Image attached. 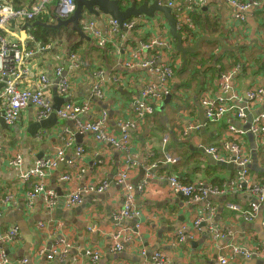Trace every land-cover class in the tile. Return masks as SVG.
Wrapping results in <instances>:
<instances>
[{
  "label": "crops",
  "instance_id": "0c3cea01",
  "mask_svg": "<svg viewBox=\"0 0 264 264\" xmlns=\"http://www.w3.org/2000/svg\"><path fill=\"white\" fill-rule=\"evenodd\" d=\"M17 1L19 2L15 5L22 6L31 5L38 0ZM127 1L130 5L134 1L143 2V0ZM161 1L165 5L175 2L176 7L174 6L173 11L177 13L178 8H181L183 12L176 15L181 20V24L185 23L186 17L190 14L186 15L184 11V0ZM233 9L227 0H212L207 6L199 7L192 12L198 32L193 41L183 40L184 46L192 47L202 36L207 35L221 38L231 48H225L217 40L203 41L196 52L188 53L189 67L186 71L183 70V63L180 60L183 57L177 51L176 39L171 35L164 15L158 12L157 17L153 19L141 16L153 25L147 30L150 35L158 33L163 27L165 31L168 30V36L174 44L169 53L174 58V64H177L176 69L181 73V77L178 78L174 69V77L169 83L170 102L179 103L181 95L184 96L188 91L187 87L190 85L187 78L192 71L195 73V78L191 86V99L187 103L189 104L187 108L182 107L179 114L170 111V102L164 104L163 101L167 97L162 102L153 104V112L149 114L147 120L137 130H130L131 143L127 149H119L108 142H99L92 132H87L80 143L87 149L86 159L89 170L86 178L96 184L107 179L110 181V186L103 192L86 194L80 205L71 209L64 207L67 185L58 183L57 178L67 170L65 164H61L48 178L49 187L57 190L60 197V204L58 202L52 210L45 207L42 195L29 210L24 196L32 189V184L20 179V174L32 169L40 156L53 155L66 144L58 135V132L67 126L65 123L41 129L37 139L34 140L28 131V126L31 121L39 120L36 118V110L29 108L22 112L14 125L5 131L0 128L3 134L2 141L6 146L5 153L0 157V200L9 190L19 199L18 205L11 203L3 208L0 228L16 225L17 219H22L27 224V232L20 230L21 241L17 247L10 249L14 255L13 259L7 254V259L12 264H20L22 255L29 252L32 253L31 264H142L144 260L151 258L148 252L153 255L157 251L172 255L176 264H215L220 255L231 257L237 246L251 248L264 246L262 237L264 211L261 220L258 216L252 222L243 220L238 211L240 208L248 207L251 202L248 194L252 195V193L248 189L210 196L203 202L190 205L183 196L172 191L169 179L171 176H176L185 184L204 187L208 185L223 187L228 182V186H231L239 170L213 164L200 149L206 144H213L220 146L224 152L223 141L234 137L228 130V124L245 127L249 122V116L256 117L264 107V97L249 105L248 122L229 114L219 124H211L207 119L204 124L201 123V113L204 109L205 116V108L200 97L206 91H210L212 95L220 92L221 73H235L232 75L233 90L231 89L227 94L228 97L234 98V103L246 100L247 93L253 87L264 88V5L258 9L248 10L246 23H242L239 27L234 24L236 21L233 17L235 14ZM201 10L208 18L204 25H199L195 19V15ZM85 14L95 18L99 24L110 18L106 15L97 17L87 11ZM17 27L14 25L9 27L14 33L10 36L15 39L17 37L26 39V34L21 33L22 27ZM138 37L142 38L141 34ZM128 40L136 43L137 37L129 36ZM88 41L89 43L82 44L78 49L83 66L79 70L70 71L72 87L66 96L59 95L53 71L58 64H63L66 71H69L67 63L70 48L65 41L56 43L54 48L35 56L29 85L35 87L39 74L47 73L52 82L49 93L53 102L56 96L75 102L91 101V110L85 115L86 119L100 118L101 112L106 110L108 130L119 137L121 129L116 125L117 120L124 118L130 120L134 116L131 106L132 96L140 93V88L152 76L146 71L133 69L131 71L125 68L122 64L123 60L114 56L107 48L97 46L93 40ZM204 43L214 46L207 45L204 48ZM109 47L112 48V45ZM200 50L204 55L199 56ZM190 55L193 56L190 58ZM238 65L241 67L238 68ZM96 73H101L107 83L106 97L100 100L95 99L92 92ZM118 74L132 76L134 83L125 82L119 85L113 82V76ZM156 111H159V114H156ZM72 124L71 128H74V123L71 122ZM241 141L246 151L252 154V160L256 159L258 166L264 169V139L254 135L249 136L247 133L241 137ZM76 145L79 144L74 140L73 146ZM17 152L24 155V162L20 168L9 165V158ZM129 152L132 153L130 166L134 160L137 162L129 174L128 182L134 189L136 204L145 219V223L140 228L143 239L138 242L137 234L134 232L136 218L133 220L125 218L120 223L122 228L130 229L129 236L127 240H123V250L115 252L111 235L120 226L116 225L118 221L114 218V214H118L123 207V193L126 189V186L117 183L116 179L127 163L126 157ZM152 152H155V155L151 156ZM168 154L176 158V161H168ZM250 172L254 181L264 182V172H256L253 168H250ZM208 203L217 212V216L214 217L215 222L224 229L223 234L218 236L216 231L210 228L214 219L198 218L197 213L203 211ZM231 205L235 208H229ZM181 216H184L182 221ZM198 220L199 224H197ZM40 222L48 227L37 229ZM171 227H175L174 231L168 230ZM163 228L165 230L160 237L159 231ZM179 230H184L187 238L181 244L177 242L175 236ZM60 235L73 239L74 247L69 252L70 256L67 255L63 260L48 261L39 254L36 255L37 247H48L51 241ZM144 248L145 256L142 254ZM3 249L6 250L5 247H1L0 252ZM88 249L99 250L98 262L91 261L86 254ZM120 254H123V257L119 256ZM253 259L264 263V250L259 256L255 255L249 259L237 255L230 260V264H252Z\"/></svg>",
  "mask_w": 264,
  "mask_h": 264
},
{
  "label": "built area",
  "instance_id": "2783aa9c",
  "mask_svg": "<svg viewBox=\"0 0 264 264\" xmlns=\"http://www.w3.org/2000/svg\"><path fill=\"white\" fill-rule=\"evenodd\" d=\"M15 1L0 0V83H4V86L0 89V115L4 112L5 121L12 126L19 120L23 111L34 108L37 120L48 118L52 113H56L58 118L75 124L74 129L65 126L58 132L59 137L66 142L63 147L59 148L53 155L38 159L32 169L20 174L22 181L31 182L32 184V189L27 191L24 196L26 207L31 210L37 198L42 195L45 207L48 210H52L58 205L60 197L57 190L49 187L48 178L61 164H65L67 170L58 176L57 182L67 185L64 207L71 209L80 205L86 194L92 192L100 193L110 186V181L107 179L101 180L98 184L87 180L86 175L89 170L86 159L87 149L81 144L73 146L75 132H92L95 139L99 142H108L119 149H127L131 143L130 130H137L147 120L149 114L153 112V104L162 102L170 94L169 83L173 79L175 72L173 68L174 58L169 52L174 47V44L168 36V30L165 31L163 27L159 29L158 33L150 35L147 30L153 25L143 17H132L125 20L123 28H121L119 22L113 18H109L99 24L95 18L88 16L84 11V16H87L86 18L83 16L81 19V27L97 46L107 48L114 56L123 60L122 64L125 68L146 71L152 76L140 88V93H135L132 96L131 106L134 116L130 120L125 118L117 120L116 125L121 129L118 137L115 133L108 130V112L106 110L101 112L100 118L86 119L85 115L91 110V101L75 102L69 100L62 104L59 109H55L49 93L52 82L47 73L41 72L39 74L35 87L29 85L35 56L54 48L55 43L47 45L37 43L36 47H30L29 42H35V37L31 31L33 28H23L22 26L40 16L49 14L54 6L56 20L58 18L68 19L76 11V0H38L31 5L22 6H16ZM210 1L212 0H184V11L186 15H190L186 17L184 24H181L179 19L177 23L183 40L193 41L198 31L191 14L197 8L207 6ZM227 3L234 8L235 14H233V17L237 22H234V24L239 27L247 21L246 12L251 9H258L264 5V0H227ZM160 4H163L161 0ZM167 5L174 8L175 2H169ZM178 10V14L183 12L181 8H178ZM177 13H174L176 17H178ZM11 25L18 26L17 28L19 26L22 27L21 33L26 34V39L12 38L10 35L14 33L9 28ZM140 34L142 38L138 37ZM129 36L137 37V42L129 41ZM109 45H112V48ZM67 66L69 71H66L63 64L56 65L53 70L57 91L61 96H66L72 87L70 71L79 70L83 66L81 55L77 51L69 52ZM237 67L240 68L241 66L238 65ZM233 74L235 73H221V90L217 95H212L210 91L205 90L206 92L200 97V101L205 108L206 119L211 124H219L229 114H233L240 120L248 122L249 105L262 100L264 97L263 87H253L247 93L246 100L241 101V103H234V98L227 96L233 88ZM95 79L92 92L103 99L106 97L107 83L104 81L106 79L101 73H96ZM112 81L119 85L125 82L134 83L132 76L126 77L120 74L113 76ZM198 127L196 126V128ZM228 130L234 137H229L223 141L222 149L225 150L224 152H222L220 146L213 144H206L202 147L216 160L233 162L241 167L233 185L228 186L229 184L226 183L223 187L214 185L204 187L196 184H185L176 176L169 178L170 185L172 191L182 194L186 203L190 205L203 202L210 196H219L229 191L248 189L256 202L251 200L248 207L240 208L238 211L243 220L252 222L257 219L260 207L264 206V182H256L252 179L250 172L253 163L252 154L246 151L241 137L250 131L255 137L264 139V107L256 117H253L248 131L244 127H238L235 124H228ZM2 137L3 134L0 131V157L6 150ZM131 154V152L127 154V163L116 179V182L124 184L126 189L123 193V207L118 214H114V218L118 221L116 225L120 226L111 235L115 252L123 250V240H127L129 236L130 229L122 228L120 223L125 218L132 220L136 218V226L133 229L137 234L138 242L143 239L140 228L145 223V219L136 204L134 189L128 182L131 170L137 165L134 160L132 166H130ZM153 155H155V152H152L151 156ZM168 155V161H176V158L170 154ZM23 162L24 155L21 152H17L9 158V165L12 167L20 168ZM11 203L18 205L19 199L9 190L0 200V216H2L3 208ZM231 206L235 208L234 205ZM197 214L199 219L209 220H213L217 216L215 208L209 203L203 211ZM199 222L198 220L197 224ZM213 222L210 228L216 231L217 236L223 234L224 229L219 227L215 219ZM37 226V229L41 230L48 227L43 222L38 223ZM89 229L92 228L89 227ZM175 236L180 244L187 239L184 230H179ZM53 240L48 247H37L36 255L39 254L42 257H46L48 261L53 259L63 260L74 247L73 239L65 236L60 235ZM20 241V229L17 225L0 228V248H16ZM7 248L0 252V264H12L7 259ZM263 250L264 246L253 248L250 246H237L234 248L231 257L220 255L215 264H230V260L237 255H242L248 259L253 258L255 255L259 256ZM86 254H88L92 262L96 263L100 259L99 250L88 249ZM142 254L146 255L145 248ZM26 262L23 257L19 260L20 264H26ZM142 264H176V262L172 255L157 251L151 255L149 260H144Z\"/></svg>",
  "mask_w": 264,
  "mask_h": 264
},
{
  "label": "water",
  "instance_id": "95a60500",
  "mask_svg": "<svg viewBox=\"0 0 264 264\" xmlns=\"http://www.w3.org/2000/svg\"><path fill=\"white\" fill-rule=\"evenodd\" d=\"M76 4H77L76 11L70 18H68V19L58 18L55 23H42V24L44 26H49V27H53V28H57V29L61 28L62 26H66V27L71 26L72 29L78 33V35L81 37V39L92 40L91 37L88 36L83 31L81 24H80V21L84 16V11H87L90 14L95 15L97 17H100L101 15L109 16L110 18L117 20L119 22L121 28H123L124 21L128 20L132 17L146 16L148 18H154L156 16V13L159 12V13L163 14L164 17L166 18V20L168 21V24L170 27V33L176 39L177 51L181 53L183 60L186 62L188 60V56H187L188 53L196 52L200 48L201 43L205 40H217V41L221 42L225 48L226 47L231 48L228 45H226L225 42L221 38L210 37L207 35L202 36L196 42V44L192 47L184 46L183 36L178 29V24H177L178 18L173 14V8L168 6L167 4L166 5L160 4V0H154L152 2H151V0H143L142 3H139V2L137 3L134 1L131 3V5L127 6L126 8L121 7V1L120 0H90V1L76 0ZM40 23H41V21L36 20L35 22H28L27 26L30 28H34V26L36 24H40ZM3 86H4V83H0V89ZM54 92L56 95L57 94L56 90ZM93 95H94L93 97L95 99L100 100V98L98 96H96L95 94H93ZM170 99H171V95L169 94L167 96V98L163 101L164 104H166L167 102H170ZM69 100L70 99L63 98V97L58 98L56 96L55 100H54V108L59 109L62 104H64L65 102H67ZM252 119H253V116H249V122L244 127L245 130H247V131L249 130ZM205 121H206V118L204 116V109H203L202 113H201V123L204 124ZM64 123L67 126H69L70 128H71V126H73V124L71 125L70 121L61 120L58 118L56 113H52L48 118H45V119H42L39 121H31L29 126H28V131H29L30 135L33 137V139L36 140L41 129L48 128L51 126H59L60 124H64ZM10 126L11 125H9L5 121L4 112H2V114L0 115V128L3 131H5ZM74 128H75V124H74ZM74 128H72V129H74ZM203 128H205V127L203 126ZM85 134L86 133L75 132L76 143H78L80 145V143L83 141V137ZM248 135L253 136L250 131L248 132ZM200 150L203 151L208 156V158L210 159V161L213 164H217L218 166H223L227 169H236V170L241 169V167L237 166L233 162H223V161L216 160L212 155L207 153L203 147ZM41 158H44V157L40 156L39 159H41ZM251 168H253L256 172H260V171L264 172V169L258 166L256 159L253 160V164L251 165ZM248 195H249L250 199L253 200V202H256V200H254V196H252L251 194H248ZM180 196H182V194H180ZM59 204H60V201H59ZM263 211H264V206H261L259 209V215H258L259 216L258 218L260 220L263 217ZM180 220L181 221L184 220V216H181ZM17 222L18 223L16 225L18 226V228L22 232L23 231L27 232L26 222H24L22 219H17ZM174 229H175V227H171L168 230L174 231ZM164 230L165 229L163 228L159 231L160 237H162ZM262 237L264 238V233H263ZM53 241L54 240H52L51 242H53ZM193 244L195 246H197L196 243L193 242ZM7 254L10 255L11 259H13L14 255H12L9 248H7ZM68 256H70V254ZM119 256L123 257V254H120ZM148 256L149 257L151 256L150 252H148ZM22 257L26 259V261H27L26 264H31V262H32V253L31 252H29V254L22 255ZM44 258H46V257H44ZM251 263L252 264H254V263L255 264H264L260 260H255V259H253L251 261Z\"/></svg>",
  "mask_w": 264,
  "mask_h": 264
},
{
  "label": "trees",
  "instance_id": "16d2710c",
  "mask_svg": "<svg viewBox=\"0 0 264 264\" xmlns=\"http://www.w3.org/2000/svg\"><path fill=\"white\" fill-rule=\"evenodd\" d=\"M125 2L124 4L122 2ZM19 1H15V3L18 4ZM137 2V1H135ZM138 3V2H137ZM130 3L127 0H121V7L126 8L129 6ZM204 13L202 10L195 15L196 22L200 25H204L206 21H208V18L203 15ZM52 19V20H51ZM36 20L41 21L40 24H36L34 28L31 30L33 36L35 37V42H29L30 47H36V44L40 45H47L49 43H60L65 38L68 40V47L69 52H78V49L81 47L82 44H85L88 42L86 39H81V37L78 35L76 31L72 29L71 26H62L61 28H53L49 26H44L42 23H55L56 21V13L54 10V7L52 10H50V13L47 15L40 16L31 22H35ZM23 28H28L27 24H24L22 26ZM77 38V39H76ZM65 40V41H66ZM89 43V42H88ZM97 48V47H96ZM193 55H190V58ZM222 69V68H221ZM229 183V182H228ZM234 182H231V185H233Z\"/></svg>",
  "mask_w": 264,
  "mask_h": 264
},
{
  "label": "rangeland",
  "instance_id": "374dc122",
  "mask_svg": "<svg viewBox=\"0 0 264 264\" xmlns=\"http://www.w3.org/2000/svg\"><path fill=\"white\" fill-rule=\"evenodd\" d=\"M123 4L125 3L124 1L122 2ZM157 17V16H156ZM155 17V18H156ZM84 18H86V15L84 16ZM151 19H153V18H151ZM64 40L63 41H65L66 39L65 38H63ZM77 39V38H76ZM66 42V44L68 45V40H66L65 41ZM89 42V41H88ZM214 46V45H212V44H210V43H204V48H205V46ZM218 45V44H217ZM69 46V45H68ZM216 46V45H215ZM198 54H199V56L200 55H204V53L202 52V50H200L199 52H198ZM180 60H181V62L183 63V70L184 71H186L187 69H188V67H189V64L186 62V61H184L182 58H180ZM174 69L176 70V73H177V76H178V78H180L181 76H180V74L181 73H178V69H176L177 68V64H174ZM195 73L194 72H192L191 71V75H189V78H187V82L189 83V87H187V88H189L188 89V91H186L185 93H184V96H182L181 95V100L179 101V103H173V102H170L169 104V108H170V111L171 112H173V113H176V114H179V111L181 110V108L183 107V108H187V106L189 105H187V103L190 101V99H191V86L193 85V81H194V78H195V75H194ZM159 112V111H158ZM157 111H156V114H159ZM238 174V173H237ZM237 178V176L235 177V179ZM236 182V181H235ZM229 208H231V209H234V207L233 206H229Z\"/></svg>",
  "mask_w": 264,
  "mask_h": 264
}]
</instances>
